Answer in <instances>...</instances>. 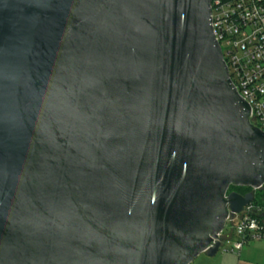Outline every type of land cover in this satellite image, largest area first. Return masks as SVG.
Segmentation results:
<instances>
[{
  "label": "water",
  "instance_id": "1",
  "mask_svg": "<svg viewBox=\"0 0 264 264\" xmlns=\"http://www.w3.org/2000/svg\"><path fill=\"white\" fill-rule=\"evenodd\" d=\"M211 5L0 0V264H192L229 241L264 132Z\"/></svg>",
  "mask_w": 264,
  "mask_h": 264
},
{
  "label": "built area",
  "instance_id": "2",
  "mask_svg": "<svg viewBox=\"0 0 264 264\" xmlns=\"http://www.w3.org/2000/svg\"><path fill=\"white\" fill-rule=\"evenodd\" d=\"M211 9L213 34L230 79L251 108L250 122L264 132V0H212ZM252 212L258 211L249 204L228 217L226 225L239 237L231 251L264 241L263 227Z\"/></svg>",
  "mask_w": 264,
  "mask_h": 264
},
{
  "label": "crops",
  "instance_id": "3",
  "mask_svg": "<svg viewBox=\"0 0 264 264\" xmlns=\"http://www.w3.org/2000/svg\"><path fill=\"white\" fill-rule=\"evenodd\" d=\"M228 240H231L232 236H223ZM252 246V249L247 248L245 251V257H243V252H244V246L240 251L234 250L231 251V263L227 262L226 256L224 255L222 259L223 261L221 264H264V241H256V242H249ZM238 252L235 254V252ZM226 252V251H225ZM253 252H257L259 254L258 257H253ZM205 257L204 260L200 264H211L210 260L212 258L206 256L205 254H201ZM200 255V256H201ZM214 258V257H213Z\"/></svg>",
  "mask_w": 264,
  "mask_h": 264
},
{
  "label": "rangeland",
  "instance_id": "4",
  "mask_svg": "<svg viewBox=\"0 0 264 264\" xmlns=\"http://www.w3.org/2000/svg\"><path fill=\"white\" fill-rule=\"evenodd\" d=\"M233 229L234 228L230 224H227L224 228L223 236L231 235ZM236 241H239V237L234 233V234H232L231 240L226 242L224 247L218 252V254L210 260L211 264H221V262L223 261L222 259H225V258H223L224 255L226 256L227 262L231 263L232 262L231 261V254H232L231 250H232L234 243ZM247 248L252 249V246L250 243L244 244L243 257H245V251L247 250ZM237 253L238 252L236 251L235 254H237ZM253 254H254L253 257L259 256V254L257 252H253ZM204 259H205V257L203 255H201L192 264H200L202 262V260H204Z\"/></svg>",
  "mask_w": 264,
  "mask_h": 264
},
{
  "label": "trees",
  "instance_id": "5",
  "mask_svg": "<svg viewBox=\"0 0 264 264\" xmlns=\"http://www.w3.org/2000/svg\"><path fill=\"white\" fill-rule=\"evenodd\" d=\"M232 192H236L241 195H246L248 193L253 192L254 199L250 205L253 206L254 209L257 210L261 214V217L258 218V221L263 227V232H264V193H263V190L253 191L251 188L232 186L230 187L228 193H232Z\"/></svg>",
  "mask_w": 264,
  "mask_h": 264
}]
</instances>
